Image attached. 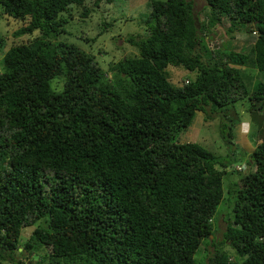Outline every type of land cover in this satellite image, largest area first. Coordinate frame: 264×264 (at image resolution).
<instances>
[{"label":"trees","instance_id":"16d2710c","mask_svg":"<svg viewBox=\"0 0 264 264\" xmlns=\"http://www.w3.org/2000/svg\"><path fill=\"white\" fill-rule=\"evenodd\" d=\"M145 1L142 34L124 40L134 54L103 69L56 40L60 15L76 6L86 17L85 0H0L5 19L24 24L14 36H28L0 59V264L38 251L35 264H202L208 245L207 264H264V83L248 90L241 73H264V0H202L200 20L192 1ZM223 20L227 36H252L247 50L208 46ZM168 69L193 78L172 85ZM245 101L261 137L225 187L231 219L216 245L230 164L177 137L199 112L218 115L234 146V105Z\"/></svg>","mask_w":264,"mask_h":264},{"label":"rangeland","instance_id":"374dc122","mask_svg":"<svg viewBox=\"0 0 264 264\" xmlns=\"http://www.w3.org/2000/svg\"><path fill=\"white\" fill-rule=\"evenodd\" d=\"M189 1L193 2L195 16L199 20L202 19L204 13L207 12L204 2L202 0ZM145 4V0H113L110 5L101 1L97 6H93V0H85L83 5L89 10L86 17H81L83 8L76 6H71L68 13L60 15V18L65 23L63 24V33L59 34L56 40L73 44L86 51L94 57L101 68L105 69L108 63L134 54L135 51L124 40L130 34H142L138 23L143 19L141 17L148 11ZM23 25L8 18L5 19L0 9V38H2L4 45L0 50V59L9 47L26 42L27 35L14 36V33ZM107 25L110 26L107 27ZM226 27L227 23L223 20L221 25L217 26L209 34H206L205 42L208 46L216 45L217 43L219 44L218 48L221 47L222 49L229 46L233 51L241 52L247 50L253 41L252 36L243 32L227 36L225 34ZM167 71L172 85H178L180 79L193 78V74L182 69H168ZM241 73L248 90H251L253 85L259 81L264 83V73H258L255 70L245 68H241ZM51 86H53L52 83ZM247 109L248 102L246 101L234 105L237 123L233 131L235 130V135L237 136V146L235 140L234 146L228 148V146L224 145L219 135L220 120L218 115L214 114L212 119L205 121L204 115L199 112L195 113L189 127L177 137L180 143L191 142L200 145L215 156L224 158L230 164L226 169V175L222 178L223 196L217 209V212L219 210L220 214H218L216 221V245L221 240V232L227 223L226 219H231V206L228 204H230L233 198L230 196L228 199L225 187L228 183L230 185L239 184L240 178L248 170L249 158L247 154L254 148V145L257 143L256 139L261 137L259 131L261 127L258 126L257 121L254 123L249 121L250 117ZM254 114L257 116L256 113ZM261 120L262 117L259 116V121ZM239 122L244 123V127H241L243 134L238 137L236 129ZM246 137L248 141L243 142ZM232 189H235V187L232 186ZM221 215L224 217V220H222ZM33 228L34 226L21 231V242L27 239ZM218 247L227 255L228 261H238L233 251L226 244ZM198 251L199 253L195 256L196 260L202 264H207L203 256L211 255L213 252L212 247L210 245L206 247L200 246ZM45 253L46 251H38L31 256H25L24 254L15 255L13 261L6 260V262H2L1 264H35Z\"/></svg>","mask_w":264,"mask_h":264},{"label":"crops","instance_id":"0c3cea01","mask_svg":"<svg viewBox=\"0 0 264 264\" xmlns=\"http://www.w3.org/2000/svg\"><path fill=\"white\" fill-rule=\"evenodd\" d=\"M237 129H236V133L238 134V137L240 136V135H242L243 134V130L241 129V127H244V123H241V122H239L238 123V125H237ZM233 138H234V140H235V144H236V146L238 145L237 144V141H236V138H237V136L235 135V130H234V132H233ZM248 141V139H247V137H246V139H245V141H243V142H247ZM253 150V148L251 149V151Z\"/></svg>","mask_w":264,"mask_h":264},{"label":"clouds","instance_id":"9594fccd","mask_svg":"<svg viewBox=\"0 0 264 264\" xmlns=\"http://www.w3.org/2000/svg\"><path fill=\"white\" fill-rule=\"evenodd\" d=\"M237 170H239V169H237ZM29 264V263H28Z\"/></svg>","mask_w":264,"mask_h":264},{"label":"water","instance_id":"95a60500","mask_svg":"<svg viewBox=\"0 0 264 264\" xmlns=\"http://www.w3.org/2000/svg\"><path fill=\"white\" fill-rule=\"evenodd\" d=\"M28 264V263H27Z\"/></svg>","mask_w":264,"mask_h":264}]
</instances>
